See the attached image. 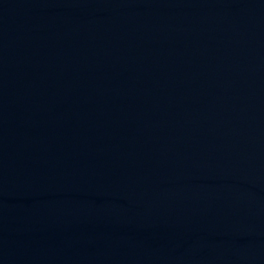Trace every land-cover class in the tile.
<instances>
[{"label": "water", "instance_id": "1", "mask_svg": "<svg viewBox=\"0 0 264 264\" xmlns=\"http://www.w3.org/2000/svg\"><path fill=\"white\" fill-rule=\"evenodd\" d=\"M0 264H264V0H0Z\"/></svg>", "mask_w": 264, "mask_h": 264}]
</instances>
